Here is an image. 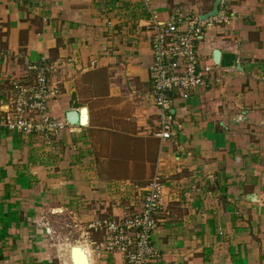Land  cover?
I'll list each match as a JSON object with an SVG mask.
<instances>
[{
  "label": "crops",
  "instance_id": "0c3cea01",
  "mask_svg": "<svg viewBox=\"0 0 264 264\" xmlns=\"http://www.w3.org/2000/svg\"><path fill=\"white\" fill-rule=\"evenodd\" d=\"M213 1L0 0V118L10 80L32 66L58 88L52 118L87 115L48 138L0 124V264H71L74 246L89 264H126L96 245L156 175L149 264H264V0H221L196 44L213 76L170 105L171 139L153 136L147 25L201 19Z\"/></svg>",
  "mask_w": 264,
  "mask_h": 264
},
{
  "label": "built area",
  "instance_id": "2783aa9c",
  "mask_svg": "<svg viewBox=\"0 0 264 264\" xmlns=\"http://www.w3.org/2000/svg\"><path fill=\"white\" fill-rule=\"evenodd\" d=\"M208 21L195 15L175 11L166 21L153 15L147 25L150 32L152 64L149 67L150 98L159 109L153 136L160 141L173 136L174 125L170 105L185 102L190 93L207 87L213 68L202 64L196 44L201 40ZM33 77L12 78L8 89V110L0 124L23 134H43L45 138L67 126L51 117L48 105L58 96V88L50 84V68L32 66ZM163 194L158 175L147 184L136 213L106 222V236L96 250L121 253L126 264H149L154 251L151 237L157 226V214Z\"/></svg>",
  "mask_w": 264,
  "mask_h": 264
},
{
  "label": "water",
  "instance_id": "95a60500",
  "mask_svg": "<svg viewBox=\"0 0 264 264\" xmlns=\"http://www.w3.org/2000/svg\"><path fill=\"white\" fill-rule=\"evenodd\" d=\"M221 0H214L212 10L201 16L202 20H206L209 18H214L217 16L219 11ZM218 53L215 52V61L217 62ZM65 120L68 125L70 126H84L86 125L87 121V115H86V109L81 108L79 110H71L66 113ZM70 258H71V264H89L87 256L84 254L83 250L80 249L77 246H74L70 250Z\"/></svg>",
  "mask_w": 264,
  "mask_h": 264
},
{
  "label": "rangeland",
  "instance_id": "374dc122",
  "mask_svg": "<svg viewBox=\"0 0 264 264\" xmlns=\"http://www.w3.org/2000/svg\"><path fill=\"white\" fill-rule=\"evenodd\" d=\"M8 89H9V87H8ZM63 223H62V221L59 219L58 220V223H57V228L58 229H60V231H58V236H57V238L59 237L60 239H65V237L64 236H60L59 234L61 233V231H62V229H63ZM71 228V234L69 235V237H68V240H70L71 242H69V243H76V231H75V227L74 226H71L70 227ZM70 238V239H69ZM71 239H73V240H71ZM72 245V244H71ZM73 245H76V244H73Z\"/></svg>",
  "mask_w": 264,
  "mask_h": 264
},
{
  "label": "trees",
  "instance_id": "16d2710c",
  "mask_svg": "<svg viewBox=\"0 0 264 264\" xmlns=\"http://www.w3.org/2000/svg\"><path fill=\"white\" fill-rule=\"evenodd\" d=\"M31 75L34 74L33 72H29Z\"/></svg>",
  "mask_w": 264,
  "mask_h": 264
}]
</instances>
